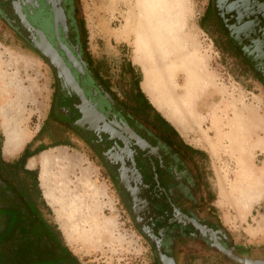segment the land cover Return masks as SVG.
Returning <instances> with one entry per match:
<instances>
[{"label":"rangeland","instance_id":"374dc122","mask_svg":"<svg viewBox=\"0 0 264 264\" xmlns=\"http://www.w3.org/2000/svg\"><path fill=\"white\" fill-rule=\"evenodd\" d=\"M78 1L91 50L110 64L129 58L149 101L186 142L204 153L209 201L234 241L264 248V85L241 71L237 58L218 45L214 24L201 27L210 0ZM52 81L48 63L0 20L4 159H13L26 145L48 140L38 130ZM126 84L122 79V87ZM14 129L26 132L29 139L9 157L4 146ZM42 151L27 162L38 171L51 210L47 217L58 225L72 252L84 264H152L148 244L88 150L60 145ZM46 153L51 157L43 182L44 165H31L30 160Z\"/></svg>","mask_w":264,"mask_h":264},{"label":"flooded vegetation","instance_id":"af4514ba","mask_svg":"<svg viewBox=\"0 0 264 264\" xmlns=\"http://www.w3.org/2000/svg\"><path fill=\"white\" fill-rule=\"evenodd\" d=\"M220 4L210 0L209 6L223 50L264 85V0L250 1L251 33L239 38L232 30L235 19L223 17ZM0 20L52 71L50 102L38 130L48 140L29 150L84 146L106 171L151 250L152 264H264V248L236 243L212 208L204 153L134 113L128 98L136 69L129 58L110 64L91 50L78 0H0ZM2 160L0 208H5L21 177Z\"/></svg>","mask_w":264,"mask_h":264},{"label":"trees","instance_id":"16d2710c","mask_svg":"<svg viewBox=\"0 0 264 264\" xmlns=\"http://www.w3.org/2000/svg\"><path fill=\"white\" fill-rule=\"evenodd\" d=\"M212 20L213 14L208 6L201 18V27L207 29ZM217 43L223 48L222 40ZM131 65L134 70V65ZM140 81V73L131 74V96L128 101L134 113L151 118L164 131L179 136L176 128L149 101L141 89ZM2 141L0 131V157ZM46 148L39 145L29 150V145H26L12 160H2L11 170L20 171L21 180L19 185H15L9 205L0 208V264H84L66 244L58 225L44 217L42 209L49 215L51 210L42 194L38 171L26 168V160Z\"/></svg>","mask_w":264,"mask_h":264},{"label":"bare ground","instance_id":"6f19581e","mask_svg":"<svg viewBox=\"0 0 264 264\" xmlns=\"http://www.w3.org/2000/svg\"><path fill=\"white\" fill-rule=\"evenodd\" d=\"M220 2H221L220 5H222L221 14H222L223 17H227L228 14L231 15L232 13H235L236 16L238 15L237 16L238 17L237 20H235L234 24L232 25V30L236 34V36L238 38L240 36H245V37L249 36L250 33H251V29H252L251 28L252 24H251V20H250V13H251V11H250V6H251L250 5V0H244V1L243 0H241V1L238 0V1H234V2H232L231 0H220ZM260 10H262V9H260ZM249 20H250V24H248ZM254 44H255V42H254ZM254 44H252V47L255 48L257 46V43L255 45ZM48 56H50V54H48ZM199 77H201V76H199ZM196 91L197 90H195V92ZM205 91H209V90L207 89ZM179 94H183V91L179 90ZM209 94H210V92H209ZM205 95H207V93ZM201 105L203 106L202 103L197 104L196 108L200 109V107H202ZM214 110H215V108H214ZM6 138L7 139H6V143H5V146H4L5 155L9 156V157H12V156H15L22 149L24 143L29 139V135L26 132L22 131V130L14 129V130L9 131L7 133V137ZM50 157H51V155L46 153V154L40 156L39 158H35L34 157V158H32L30 160V164L31 165H35L36 163H42L44 165L45 168H44L43 172L41 173V179H42L43 182L45 181L44 178H45V174H46V166L48 165ZM44 187L46 189V186H44ZM45 193H46V198H50V196H49L50 192L47 190Z\"/></svg>","mask_w":264,"mask_h":264},{"label":"crops","instance_id":"0c3cea01","mask_svg":"<svg viewBox=\"0 0 264 264\" xmlns=\"http://www.w3.org/2000/svg\"><path fill=\"white\" fill-rule=\"evenodd\" d=\"M141 87H142V82H141ZM141 89H142V91H144L143 87H142ZM144 92H145V91H144ZM145 93H146V92H145ZM146 94H147V93H146ZM147 95H148V94H147ZM2 146H3V145H2ZM42 152H43V151H42ZM2 153H3V149H2ZM40 153H41V152H40ZM18 154H19V153H18ZM18 154H17V155H18ZM3 157H4V156H3ZM15 157H16V156H15ZM30 158H31V157H30ZM30 158H29V159H30ZM29 159H28V160H29ZM26 162H27V161H26ZM27 167L30 168V169H34V168H35V167H30V166L28 165V162H27ZM38 179H39V178H38ZM39 185H40V184H39ZM41 191H42V190H41ZM42 192H43V191H42ZM42 194L44 195V193H42ZM44 197H45V196H44ZM46 203H47V202H46Z\"/></svg>","mask_w":264,"mask_h":264},{"label":"water","instance_id":"95a60500","mask_svg":"<svg viewBox=\"0 0 264 264\" xmlns=\"http://www.w3.org/2000/svg\"><path fill=\"white\" fill-rule=\"evenodd\" d=\"M232 2H234V1H238V0H231ZM241 1V0H240ZM244 1V0H243ZM251 1V0H250ZM232 18H234L235 20H237V16H236V14L235 13H232L231 15H230ZM248 24H250V20H249V23ZM248 27V26H247ZM240 31V30H239Z\"/></svg>","mask_w":264,"mask_h":264}]
</instances>
